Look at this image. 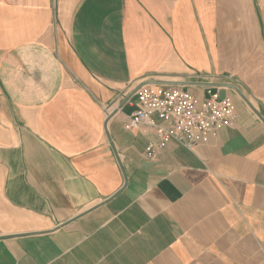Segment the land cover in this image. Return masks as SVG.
<instances>
[{
    "label": "crops",
    "instance_id": "crops-1",
    "mask_svg": "<svg viewBox=\"0 0 264 264\" xmlns=\"http://www.w3.org/2000/svg\"><path fill=\"white\" fill-rule=\"evenodd\" d=\"M141 85L235 117L151 158ZM0 264H264V0H0Z\"/></svg>",
    "mask_w": 264,
    "mask_h": 264
},
{
    "label": "built area",
    "instance_id": "built-area-1",
    "mask_svg": "<svg viewBox=\"0 0 264 264\" xmlns=\"http://www.w3.org/2000/svg\"><path fill=\"white\" fill-rule=\"evenodd\" d=\"M225 77L230 83L236 81L232 75ZM208 92L209 95L199 101L179 87L141 85L135 91L137 104L128 115L125 128L138 129L145 125L153 129L157 140L145 148L151 158L158 147L172 140L186 148L203 144L210 135L215 136L220 128L230 125L235 117L232 98Z\"/></svg>",
    "mask_w": 264,
    "mask_h": 264
},
{
    "label": "water",
    "instance_id": "water-1",
    "mask_svg": "<svg viewBox=\"0 0 264 264\" xmlns=\"http://www.w3.org/2000/svg\"><path fill=\"white\" fill-rule=\"evenodd\" d=\"M128 98H130V97H128ZM128 98H127V99H128ZM127 99H126V100H127ZM125 102H126V101H125ZM125 102H123L122 105H120V106H123Z\"/></svg>",
    "mask_w": 264,
    "mask_h": 264
}]
</instances>
